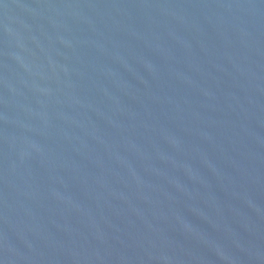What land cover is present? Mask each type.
Here are the masks:
<instances>
[{
    "label": "water",
    "instance_id": "95a60500",
    "mask_svg": "<svg viewBox=\"0 0 264 264\" xmlns=\"http://www.w3.org/2000/svg\"><path fill=\"white\" fill-rule=\"evenodd\" d=\"M0 264H264V0H0Z\"/></svg>",
    "mask_w": 264,
    "mask_h": 264
}]
</instances>
